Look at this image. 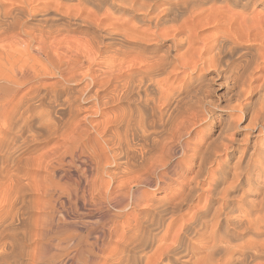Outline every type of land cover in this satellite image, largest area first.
I'll return each instance as SVG.
<instances>
[{
    "label": "bare ground",
    "instance_id": "6f19581e",
    "mask_svg": "<svg viewBox=\"0 0 264 264\" xmlns=\"http://www.w3.org/2000/svg\"><path fill=\"white\" fill-rule=\"evenodd\" d=\"M262 128L264 0H0V264H264Z\"/></svg>",
    "mask_w": 264,
    "mask_h": 264
},
{
    "label": "rangeland",
    "instance_id": "374dc122",
    "mask_svg": "<svg viewBox=\"0 0 264 264\" xmlns=\"http://www.w3.org/2000/svg\"><path fill=\"white\" fill-rule=\"evenodd\" d=\"M256 11H261V12H263V9H262V7H256ZM255 62L256 61H254V63H253V65H255ZM51 80H53V79H51ZM50 79H49V82L51 81ZM55 80V79H54ZM53 80V81H54ZM53 81H51V82H53ZM222 87V88H221ZM217 93H218V95H217ZM226 93H227V90H226V88H225V86L222 84L220 87H218L217 88V90H216V93H214V95H213V98H214V101H217V105L216 106H214V107H212L213 108V112H214V119H212V120H218L219 122H216V124L214 125V133H215V135H214V137H219V134H220V131H218V130H221V127L223 128L225 125V127H227V128H229L230 127V125L231 124H229L228 122H230V120H231V117H228V116H230L229 114H231L232 112H230V108H228V105H229V103L230 102H234V99L232 98L231 99V101H229L228 102V97H227V95H226ZM233 93V92H232ZM232 93H231V95H232ZM216 95V96H215ZM218 97H219V99H218ZM224 97V98H223ZM215 98H216V100H215ZM225 98H226V100H225ZM219 101H218V100ZM261 101V100H260ZM228 102V103H227ZM219 103V104H218ZM228 105H227V104ZM233 104V103H232ZM226 106V107H225ZM216 107V108H215ZM225 107V108H224ZM219 108V109H218ZM228 108V109H227ZM226 110V111H225ZM228 112V113H227ZM223 113V114H222ZM227 114V115H226ZM85 114L83 113V114H81V118H83V116H84ZM220 116V117H219ZM223 116V117H222ZM225 116H226V119H225ZM80 118V117H79ZM219 119H221V120H219ZM225 121V122H224ZM222 124V125H221ZM241 124L243 125V126H248V125H250V118H247V119H242V121H241ZM228 125V126H227ZM220 126V127H219ZM86 127V126H85ZM84 127V128H85ZM203 127V126H202ZM216 127V128H215ZM86 128H88V127H86ZM229 129H231V127L229 128ZM238 130V132H239V137H244L246 134H245V132H247L246 130H244V129H237ZM262 130H263V132H260L259 133V131H258V129H255L254 131H253V129H251V130H249V131H253V135L251 136V144H250V146H249V151L247 152V154H246V156H245V163L244 162H242V166H241V169H243V168H245V164H247L246 162L249 160H253V161H255L256 163H259V162H263L264 163V128H262ZM230 132H233V131H230ZM258 133V134H257ZM203 135V132L202 131H200V129L199 130H195L194 131V133H192L191 134V138H200L201 136ZM55 140H53V141H51V143H47V147H52L53 145H55L56 144V142H58V140H56V142H54ZM53 142L55 143V144H53ZM42 144H46V143H42ZM53 144V145H52ZM254 144V145H253ZM51 145V146H50ZM42 146H45V145H40V147H42ZM253 146V147H252ZM83 150H81V152H80V158H79V161L76 163V168H78L79 169V171H82L83 172V170H84V167H81V162H82V160L84 161V160H86L87 158H92V147L90 146V145H87V147H84V148H82ZM84 149H86V151L84 150ZM254 151H253V150ZM257 149V150H256ZM259 150V151H258ZM256 151V152H255ZM258 151V152H257ZM261 152V153H260ZM263 152V153H262ZM249 154H250V157H249ZM87 155V156H86ZM239 154H236V158H237V156H238ZM261 155H263L262 156V158L263 159H261L260 158V156ZM225 156V155H224ZM256 156H257V158H256ZM178 157V156H177ZM250 158V159H248V158ZM236 158L234 159V160H236ZM255 158V159H254ZM246 159H247V161H246ZM259 159V160H258ZM175 161H176V159L174 160H172L171 162L173 163H170V165H169V167L170 166H173L174 164H175ZM80 164V165H79ZM91 165H93V168H94V164H92L91 163ZM263 165V167H264V164H262ZM253 167V166H252ZM170 169V168H169ZM182 171H180V170ZM178 169V173L177 174H172L173 176H172V182L170 181V185L169 184H167L165 187H163L162 189H160V190H156V189H153V188H149L148 190L145 188L144 189V191H143V195H144V199H146V200H142V203H143V205H146V203L147 204H151L153 201L156 203V201H157V199H159V200H171L172 199V196H174L175 195V193L178 191V188H180V184L179 183H181V181H182V177L185 175V173H186V167H185V164H184V166L183 165H181L180 166V168ZM257 169V171L255 170L254 172H253V174L251 173V174H247V178H246V176H243V178H242V182H243V187H241V191L240 192H238V193H236L237 195H243V194H245L246 192H247V190L246 189H248L249 188V190L251 191V193H250V195H249V197H248V199L249 200H251V199H254V195L256 194V193H259V192H257V191H260V189L262 190V188L264 189V168H256ZM261 169V170H260ZM263 171V172H262ZM181 172V173H180ZM255 172H257V173H255ZM260 172V173H259ZM262 172V173H261ZM184 174V175H183ZM87 175V174H86ZM181 175V176H180ZM253 175V176H252ZM256 175V176H255ZM179 178H178V177ZM245 177V178H244ZM250 177V178H249ZM256 179H255V178ZM102 178H103V181L105 180L106 182H108V180H110L109 179V177H107L106 175H105V177L104 176H102ZM101 178V179H102ZM176 180H175V179ZM178 178V179H177ZM246 179V180H245ZM250 179V180H249ZM253 179V180H252ZM177 180H180V181H177ZM248 180V181H247ZM179 182V183H178ZM247 182V183H246ZM256 182V183H255ZM178 183V184H177ZM250 184V185H249ZM254 184V185H253ZM169 185V186H168ZM177 185V186H176ZM248 185H249V187H248ZM176 187V189H175V187ZM251 186V187H250ZM257 186V187H256ZM245 187H246V189H245ZM261 187V188H260ZM2 188V187H1ZM168 189V190H167ZM245 189V190H244ZM256 189V190H255ZM0 191H1V189H0ZM146 191H147V193H146ZM168 191V192H167ZM254 191V192H253ZM245 192V193H244ZM172 194V195H171ZM114 195V194H113ZM112 195V196H113ZM153 195V196H152ZM171 195V196H170ZM146 196H148V197H146ZM153 197H155V198H153ZM166 197V198H165ZM251 197V198H250ZM161 198V199H160ZM163 198V199H162ZM147 200H149V201H147ZM156 200V201H155ZM158 200V201H159ZM144 201V202H143ZM151 201V202H150ZM204 202V201H203ZM203 204L201 203V206H202ZM187 211V209L186 208H184L183 209V212L184 211ZM185 211V212H186ZM184 212V213H185ZM58 217V218H57ZM56 218H57V220L59 219V218H63V219H65V217H64V215L62 214V213H59L58 214V216H57ZM160 218V219H159ZM157 219H158V221H157ZM167 219H169V217L167 216H160V217H156L155 218V221H156V223L157 222H159L160 223V225L161 224H163V225H161V226H166L167 224H168V222H169V220H167ZM68 221L69 220H71V219H67ZM85 220V222H87L88 220L87 219H84ZM90 221V220H89ZM163 223H162V222ZM93 222V221H92ZM158 223V224H159ZM110 224V223H109ZM108 224V225H109ZM165 224V225H164ZM158 225H156L155 226V232L153 231V237L154 238H156L155 240H158V238H159V236L158 235H161V233H160V228H156ZM159 227V226H158ZM158 231V232H157ZM155 233H157V235L155 234ZM103 262V259L100 257V258H98L97 259V263L98 262ZM96 263V264H97ZM98 264H100V263H98Z\"/></svg>",
    "mask_w": 264,
    "mask_h": 264
}]
</instances>
